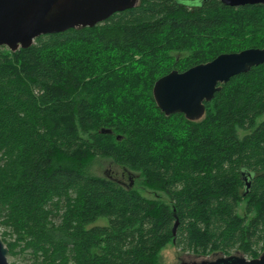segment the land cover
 <instances>
[{"label":"trees","instance_id":"1","mask_svg":"<svg viewBox=\"0 0 264 264\" xmlns=\"http://www.w3.org/2000/svg\"><path fill=\"white\" fill-rule=\"evenodd\" d=\"M186 1L138 0L92 27L42 34L15 51L0 46L7 256L157 264L169 241L195 255L254 258L264 249V62L220 83L198 120L165 115L152 96L172 69L264 47V5ZM97 156L166 200L81 172Z\"/></svg>","mask_w":264,"mask_h":264},{"label":"water","instance_id":"2","mask_svg":"<svg viewBox=\"0 0 264 264\" xmlns=\"http://www.w3.org/2000/svg\"><path fill=\"white\" fill-rule=\"evenodd\" d=\"M193 1L199 4L204 0L186 2ZM219 1L228 6L264 5V0ZM137 3L138 0H0V46L11 51L26 48L39 35L92 27ZM262 62L264 47H248L220 53L183 71L172 69L154 81V102L165 115L180 112L189 120H198L204 114V102L212 99L220 83ZM101 132H110V129H101ZM0 264H12L7 260V247L1 237ZM180 264H264V253L254 258L229 254Z\"/></svg>","mask_w":264,"mask_h":264},{"label":"rangeland","instance_id":"3","mask_svg":"<svg viewBox=\"0 0 264 264\" xmlns=\"http://www.w3.org/2000/svg\"><path fill=\"white\" fill-rule=\"evenodd\" d=\"M190 5L196 6L198 5V3H196V1H193L192 3H190ZM263 117L264 115L258 117L257 120L259 121ZM79 166L81 172L87 175L104 176L115 179L121 184L135 189L140 195L147 199H160L163 201L166 200V197L162 192L144 186L136 172L114 163L107 157H91L79 163ZM242 209V205H240L238 209L239 213H242ZM1 231L2 227H0V235ZM261 253H264V249L260 252V254ZM229 254L242 255L241 253L234 251L230 252ZM221 255L224 254H222L221 252H213L208 255H195L193 253L180 252L174 246V244L169 241L159 248L156 255V263L180 264L181 262L199 261L201 259H214L215 257ZM7 260L12 264H28L29 262L26 258H21L20 255L18 257L7 256Z\"/></svg>","mask_w":264,"mask_h":264},{"label":"flooded vegetation","instance_id":"4","mask_svg":"<svg viewBox=\"0 0 264 264\" xmlns=\"http://www.w3.org/2000/svg\"><path fill=\"white\" fill-rule=\"evenodd\" d=\"M200 1V0H199Z\"/></svg>","mask_w":264,"mask_h":264}]
</instances>
